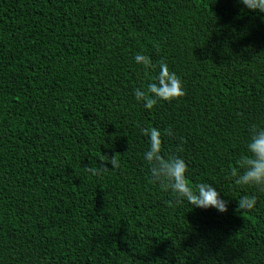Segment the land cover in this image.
Masks as SVG:
<instances>
[{
  "label": "trees",
  "instance_id": "16d2710c",
  "mask_svg": "<svg viewBox=\"0 0 264 264\" xmlns=\"http://www.w3.org/2000/svg\"><path fill=\"white\" fill-rule=\"evenodd\" d=\"M161 61L185 95L149 110ZM151 127L226 212L153 183ZM258 127L264 13L239 0H0V264H264V192L233 176Z\"/></svg>",
  "mask_w": 264,
  "mask_h": 264
},
{
  "label": "clouds",
  "instance_id": "9594fccd",
  "mask_svg": "<svg viewBox=\"0 0 264 264\" xmlns=\"http://www.w3.org/2000/svg\"><path fill=\"white\" fill-rule=\"evenodd\" d=\"M239 2L253 12L264 13V0H239ZM134 61L146 71L155 67L151 57L143 53H137ZM134 95L138 102H143L144 108L150 110L158 101L171 102L184 96L185 91L180 77L169 70L167 63L161 61L159 72L147 85V93L137 88L134 90ZM142 131L150 141L143 159L149 166L153 183H159L164 191H170L177 203L187 201L190 205L201 209L214 208L219 212L228 210L229 202L221 196L214 185L201 182L193 187L188 182L186 175L188 165L183 157L172 156L166 159L162 155V134L158 128H145ZM246 150L248 154L237 162L243 172H233L235 183L255 187L264 192V127L253 128ZM108 162L112 168L119 166L115 158H111ZM87 171L92 175L99 174L95 166L87 167ZM256 205L257 196L254 194L241 196L237 200V210H252Z\"/></svg>",
  "mask_w": 264,
  "mask_h": 264
}]
</instances>
